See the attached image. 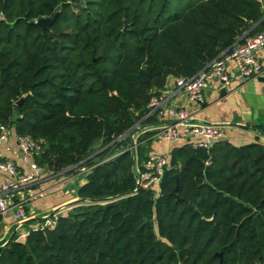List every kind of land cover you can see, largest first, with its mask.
<instances>
[{
    "label": "trees",
    "instance_id": "trees-1",
    "mask_svg": "<svg viewBox=\"0 0 264 264\" xmlns=\"http://www.w3.org/2000/svg\"><path fill=\"white\" fill-rule=\"evenodd\" d=\"M262 30L264 0H0V134L29 137L49 176L90 170L77 198L120 197L6 241L0 264H264V140L173 147L158 191L136 192L121 146L169 78Z\"/></svg>",
    "mask_w": 264,
    "mask_h": 264
},
{
    "label": "built area",
    "instance_id": "built-area-1",
    "mask_svg": "<svg viewBox=\"0 0 264 264\" xmlns=\"http://www.w3.org/2000/svg\"><path fill=\"white\" fill-rule=\"evenodd\" d=\"M262 52H264V30L254 35L245 36L228 53L222 54L194 77L176 79L175 94L183 104L173 105L162 98L151 99L148 106L149 113L145 118L155 116L157 120L154 124L143 125L140 122L135 126L134 132L130 134L132 147L137 144L136 141L134 142L135 137L133 135L136 134L137 139L139 131L153 133V138L157 139L158 142H165L173 147L189 145L193 149L209 150L213 144L222 141L223 131L220 127L198 119L193 113L194 109L204 101L206 81L209 77H213L228 85L230 83L226 71L228 62L235 64L237 71L244 79L264 78V68L259 62V56ZM162 119H165V122L158 123ZM5 131L1 128L0 146L5 141ZM17 144L24 159H32L33 154L39 150L29 137H17ZM168 166V155H149L140 165V168L137 167L139 177L136 179L135 192L140 188L158 191L161 178ZM43 171L45 172L33 162L29 171L21 174L13 162L0 160V174L8 176L1 192L10 195L13 190L32 184L43 174ZM79 174L88 176L90 170L82 168ZM9 211H13L11 203L7 199L0 198V214L4 216ZM12 216L15 227L31 219L28 213L21 209L13 212ZM56 217L57 215L52 214L41 218L43 223L38 228H54ZM27 235H23L22 238L25 240Z\"/></svg>",
    "mask_w": 264,
    "mask_h": 264
},
{
    "label": "crops",
    "instance_id": "crops-1",
    "mask_svg": "<svg viewBox=\"0 0 264 264\" xmlns=\"http://www.w3.org/2000/svg\"><path fill=\"white\" fill-rule=\"evenodd\" d=\"M259 62L262 68H264V52L260 54ZM226 71L230 83L225 85L215 78L209 77L205 85L204 101L199 107L194 109L193 113L198 119L220 127L223 131L222 141L234 147H240L256 140H264V135L256 129L257 126L264 125V78L244 79L237 71L233 62L226 64ZM159 98L165 99L173 105L183 104L175 94V80L172 78L166 81L165 88ZM159 122H165V119ZM159 143L154 142L152 144V150L147 151L148 156L149 154L168 155L173 148L172 145L167 144L169 147L167 154L156 152L153 145H158ZM0 160L13 162L21 174L27 173L30 165L33 163L32 159L23 158L17 144V137L12 130L5 131V141L0 146ZM80 175L78 176L81 177ZM81 178L82 182L74 189L75 194L73 196L44 211L33 212L27 207V202L60 185H68L74 181L67 179L61 182H48L46 183V187L43 185L40 191L36 193H33V188L27 185L13 190L10 195H6L1 192V189L7 182L8 176L0 174V198L7 199L13 207V211H9L3 216L2 223L0 224V242L15 227L12 216L13 212L23 207L28 211V215L31 217L30 221L40 220L36 219L37 216L49 214L60 206H64L77 198L76 189L86 184L87 176L82 174Z\"/></svg>",
    "mask_w": 264,
    "mask_h": 264
},
{
    "label": "rangeland",
    "instance_id": "rangeland-1",
    "mask_svg": "<svg viewBox=\"0 0 264 264\" xmlns=\"http://www.w3.org/2000/svg\"><path fill=\"white\" fill-rule=\"evenodd\" d=\"M138 134H139V137L137 139H136V134L133 135V137H135L134 142L136 141V143H137L134 147H132L131 135H129V137H127V139L124 141V143L122 142V144H121V146L124 147V150L129 151L131 153L132 157H134V159H135L134 160L133 173H134L136 179H138V177H139L137 174V167L139 169L140 165H141V161H143V160L137 159V158H139L137 153L140 154V152H141V153H143V156H144L145 153L146 154L148 153L147 151L152 150V144L154 142H158L157 139L153 138V135H154L153 133H150V132L144 133L143 131H139ZM153 146H154V150L156 152H159V153L167 154V152L169 150V147H168L167 143H165V142H160L158 145L154 144ZM108 148H109L108 146L101 148L100 145H97L95 147V150L97 153H99V152L104 151L105 149H108ZM114 151L115 150L113 148H109L108 152L105 155V160L103 162H105L107 159H112L114 156H116V153H117L116 151L114 154H112ZM146 157H148V155ZM47 175H48V172L43 171V174L39 178H37L32 184H30V187L33 188V191H32L33 193L39 192L40 189L43 187V185H44V187H46L47 186L46 183H48V182H51V183L52 182H61V181H65L67 179L69 180L70 177H72L70 180H72L74 182H70L72 184L69 183L68 185H66V184L60 185V186L46 192L45 194L39 195V196L35 197L33 200H30L29 202H27V207L29 209H31L33 212L44 211V210L51 208L52 206L62 202L63 200L73 196L75 194L74 189L77 187V185L79 183L82 182V178H81L82 175H80L81 177L72 176V175L71 176L70 175H64L63 177H60V176L59 177H52V176L49 177ZM106 204H107L106 202L96 203V202L76 198V199H73L72 201H70L68 204H66L64 206H60L58 209L54 210L53 212H51L49 214L37 216L36 219H41L45 216H50L52 214H55L57 216H65L69 213H75L79 209H84L85 207H88V206L106 205ZM19 209L28 213V211L23 207H21ZM42 223H43L42 220H34V221L32 220V221H27L18 227H13V229H11L9 231V234L0 242V245L5 243L6 241L12 239V238H15L16 240H19V241H24L22 236L25 234H28L32 229H37L38 227H40V225Z\"/></svg>",
    "mask_w": 264,
    "mask_h": 264
},
{
    "label": "water",
    "instance_id": "water-1",
    "mask_svg": "<svg viewBox=\"0 0 264 264\" xmlns=\"http://www.w3.org/2000/svg\"><path fill=\"white\" fill-rule=\"evenodd\" d=\"M54 16L51 19H40L37 21V24L42 28V29H48L50 27V25L53 23V21L55 20ZM22 103V99H20L16 105H20ZM120 199V197H113V198H107V199H103V200H98V201H92V202H96V203H102V202H106V203H110L113 201H116Z\"/></svg>",
    "mask_w": 264,
    "mask_h": 264
}]
</instances>
